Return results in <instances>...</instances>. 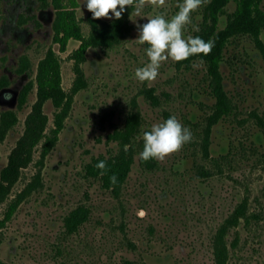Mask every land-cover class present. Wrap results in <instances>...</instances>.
I'll return each instance as SVG.
<instances>
[{"label":"rangeland","instance_id":"374dc122","mask_svg":"<svg viewBox=\"0 0 264 264\" xmlns=\"http://www.w3.org/2000/svg\"><path fill=\"white\" fill-rule=\"evenodd\" d=\"M210 1L191 13L185 39L201 38ZM182 2L165 0L156 7L146 0L139 15L135 7L130 11L125 36L89 48L82 64L85 84L57 143L44 164L42 143L34 148L0 204V257L7 264H215L213 236L245 198L256 216L230 232V241L239 238L230 243L228 264H264V131L256 116L264 117V58L253 38L234 36L225 50L224 84L236 109L212 125L209 157L203 142L217 98L208 64L192 56L169 59L154 81L135 78V70L148 62V45L135 40L136 25L157 14L170 18ZM79 3L88 35L90 12L84 0ZM236 7L231 1L227 10ZM55 18L51 0H0V118L8 110L18 117L0 141V179L38 99V65L50 48L62 58L63 88L69 92L74 85L72 53L80 41L72 39L62 50L54 38ZM226 21L222 15L221 27ZM43 108L50 131L57 108L51 99ZM173 115L190 129L191 141L153 169L136 154L119 194L89 172L96 158L116 154L123 130L138 125L136 140L142 142L144 131ZM40 170L41 185L2 223L10 202ZM79 208L88 217L70 231L68 218ZM140 210L146 213L142 218Z\"/></svg>","mask_w":264,"mask_h":264},{"label":"trees","instance_id":"16d2710c","mask_svg":"<svg viewBox=\"0 0 264 264\" xmlns=\"http://www.w3.org/2000/svg\"><path fill=\"white\" fill-rule=\"evenodd\" d=\"M236 2V9L233 12L227 10V5ZM51 4L56 11L54 22V38L60 44L62 50H66L70 40L80 41L77 49L72 53L75 59L76 79L71 91L63 88L62 58L61 55L50 48L46 55L40 60L36 76L38 99L34 103L32 111L26 119V128L18 145L10 155L9 164L2 170L0 179V204L3 202L14 183L20 176L21 169L29 164L33 157V150L42 143L41 157L39 161L44 164V160L57 143L60 133L65 126V120L73 107L75 94L85 84V72L83 62L86 59L87 52L91 46L103 44V42H114L125 36V28L128 23L130 11L135 7H126L122 13L121 19L111 21L94 19L90 13L88 20L91 24L89 34H85L81 20L78 17L79 0H51ZM226 15L227 21L224 27H221V16ZM206 27L201 30V38L204 41H213L214 46L207 55H193L192 58L204 60L209 67L211 76L212 91L217 98L213 107V112L209 116V123L206 129L203 149L206 156H210V136L212 125L220 120L227 118L236 109V103L233 102L224 84V75L222 72V62L225 58V50L234 36L245 34L250 35L258 48L261 50L264 58V7L263 0H211L206 7ZM110 40V41H109ZM24 91L22 101L25 100ZM51 99L57 110L55 112L54 127L47 131L48 115L44 112V104ZM259 124L264 131V117L256 115ZM17 114L13 110L3 112L0 118V141H2L7 132L16 124ZM139 132L138 125L128 127L120 135V148L116 154L110 157L96 158L94 162L88 165V170L92 174L99 175L105 186L119 194L123 189L136 154L143 150V141L136 140ZM127 146V150L126 147ZM141 163L147 168L153 169L157 166L156 159L143 160ZM104 161L106 168L101 170L96 167ZM103 171V175H101ZM209 172V171H207ZM115 176L116 182L113 184L110 177ZM41 170L27 187L21 191L10 202L4 219L5 223L11 219L16 212L19 204L25 199L28 193L37 189L41 184ZM249 203L247 198L241 201L235 210L221 223L217 232L213 236V248L215 264H228L230 256V243L236 245L238 234L230 241L229 234L240 224L248 225L256 213H249ZM87 209H76L68 218L70 231H76L81 221L88 217ZM238 233V232H237ZM0 264H7L0 257Z\"/></svg>","mask_w":264,"mask_h":264},{"label":"clouds","instance_id":"9594fccd","mask_svg":"<svg viewBox=\"0 0 264 264\" xmlns=\"http://www.w3.org/2000/svg\"><path fill=\"white\" fill-rule=\"evenodd\" d=\"M205 0H183L178 5V11L170 18L157 14L147 18L143 24H137V43L148 47L145 49L148 62L135 70V78L140 82L154 81L159 75L161 64L169 59L181 62L193 55L211 52L214 42L204 41L200 37L184 38L183 30L191 22V13L196 11ZM146 0H84L87 10L92 13L94 19L108 18L113 16L119 20L126 7L135 6L137 15L145 6ZM156 7H162L165 0H150ZM10 100V95L3 97ZM191 141L190 129L173 115L163 122L153 124L151 129L143 132V150L139 153L140 158L147 161L150 159L164 160L168 155L175 153L185 143ZM126 150H127V146ZM97 168H106L104 161H100ZM101 171V175H103ZM111 182H116V177H110ZM138 215L142 218L146 215L140 210Z\"/></svg>","mask_w":264,"mask_h":264}]
</instances>
